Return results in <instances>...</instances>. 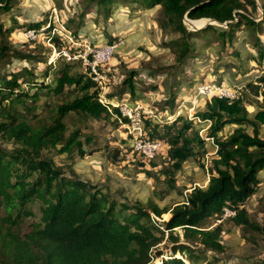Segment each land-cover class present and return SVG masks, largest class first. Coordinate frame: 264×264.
Returning a JSON list of instances; mask_svg holds the SVG:
<instances>
[{
	"label": "trees",
	"instance_id": "1",
	"mask_svg": "<svg viewBox=\"0 0 264 264\" xmlns=\"http://www.w3.org/2000/svg\"><path fill=\"white\" fill-rule=\"evenodd\" d=\"M113 1L86 0V8L97 7V12L104 9L107 20ZM123 1L134 10L160 7L161 30L171 29L181 35L175 43L170 42L176 46L178 64H185L198 53V47L190 41L195 32L188 31L185 17L226 23L227 29L209 25L198 32L215 28L224 37L230 33L227 40H233L234 33L244 29L253 38L259 59L264 58L261 39L264 0H260V5L256 0ZM17 2L0 0V61L3 69H11L0 75V137L12 145L11 148L0 146V264H155L156 260L158 264H196L200 260L205 264H228L217 256L225 251L222 222L226 208L235 211V216L229 219L243 231L245 238L251 234V241L256 242L260 237L264 242V223L253 220L245 206L259 192L264 172V139L260 137L264 126V76L245 85L234 99L212 97L197 112V118L211 122L207 137L213 139L217 157L207 169L208 185L193 186L182 202L170 206L161 207L156 198L164 199L174 190L182 194L177 174L187 161L205 158L206 140L200 136L194 121L183 115L164 124L145 117L147 137L161 141L167 152L165 156L160 154L164 156L162 162L155 161L159 155L150 161L135 156L130 176L145 174L153 187L159 183L165 186L154 187L146 202L133 201L121 192L99 188L77 174L67 175L45 156L46 151L59 146L60 153L76 151L82 157L92 154V150L85 149L79 131L67 135L64 119L70 113L100 118L118 115L119 110L114 108L112 114L108 106L99 102L101 89L90 68L88 73L73 74L77 61L82 59H70L58 67L61 50L55 62L48 64L50 55L28 53L9 40L18 21L12 19L7 27L1 16L11 12ZM260 15L262 18L256 20ZM43 21L39 26L29 22L26 28L41 31L50 43L59 46L61 39L52 33L53 25L48 27L44 17ZM108 38L114 43L109 33ZM63 47L70 52L74 50L73 56L78 54L77 47ZM88 57L92 59L91 55ZM15 61L31 66H15ZM38 63L44 64V71H37ZM49 72L55 73L50 83ZM138 75V71L128 70L117 95L129 92L134 99ZM67 88L78 90L80 95L54 106L56 117L51 124L33 114L42 96H61ZM174 99L169 98L166 103L172 111ZM248 104L257 108L254 115ZM227 125L234 126L232 131L220 135ZM121 153L122 149L115 147L108 159L116 162ZM201 166L206 169L204 164ZM34 207L39 212L38 222L24 234L21 227L27 219L36 216ZM164 214L171 215L169 220H163ZM218 220L221 222L215 224ZM162 243L165 250L160 249ZM208 252L213 255L208 257ZM246 264H264V257Z\"/></svg>",
	"mask_w": 264,
	"mask_h": 264
},
{
	"label": "rangeland",
	"instance_id": "2",
	"mask_svg": "<svg viewBox=\"0 0 264 264\" xmlns=\"http://www.w3.org/2000/svg\"><path fill=\"white\" fill-rule=\"evenodd\" d=\"M256 1L260 5V0ZM159 9L160 7L157 6L143 11L137 8L134 10L131 4L123 0H114L111 6V16L105 20V10L101 9L97 12V7L87 9L86 0H18L11 12L1 16V21L7 27L12 24V19L18 21V26L9 35V40L28 53L50 55L48 64L55 62L60 55L59 50L63 53L57 64L58 67L70 59H82V61H77L72 71L73 74L88 73V68H90L88 63H93L94 58L84 60L82 57H87L94 50L113 47L110 58L99 66L106 77L105 88L101 93L107 105V101H110L115 105L125 102L123 105L142 106L146 111V119H152L161 124L173 122L179 115L194 121L200 131V136L206 140L207 154L205 158L197 162L193 159L187 161L182 171L177 174V185L183 195L174 190L164 199L156 198L157 203L164 207L183 201L186 195L185 190L193 186L205 187L206 180L209 179L206 164L211 162L213 157H217V154L213 155V152H217V147L213 140L207 137L211 122H204L197 118V112L203 110L207 102L215 96L216 88L236 91V95L239 96L245 85L264 76V58L259 59L258 50L253 46V38L244 29L237 30L232 37L233 40H227L230 33L224 37L215 28L199 33L198 31L202 29L195 31L190 28L188 26L190 19L185 17L184 24L188 31L195 32L190 41L198 47V53L189 58V62L178 64L176 46L170 45V42L175 43L181 35L171 29L166 32L161 30L158 24ZM259 11L262 12L260 8ZM48 16H53L52 33L61 39L59 46L50 43L47 35H43L41 31L35 32V40L28 39V31L32 30L26 28L28 23L33 22L39 26L43 17L48 21ZM261 18L262 15L256 20ZM209 25L227 29L225 24L214 20H209L203 29ZM44 26L46 27L45 23ZM108 33L111 34L114 43H110ZM261 39L264 41V35ZM65 45L69 48L77 47L78 54L73 56L71 53L74 54V50L72 52L69 49L65 50L63 47ZM18 64L31 66L27 62H14L15 66ZM3 65L0 61V75H3L6 69H10V67L3 69ZM36 65L37 71L44 68L43 63ZM128 70L139 72L135 78L134 99L129 92L122 96L117 95ZM157 70L158 74L151 77L152 73ZM49 73L51 77L47 81L50 83L55 73ZM91 75L93 76L92 72ZM205 86L213 87V92L203 97L199 90ZM79 95L78 90L67 88L61 96L51 98L42 96L37 103L38 109L33 114L40 121L51 124L56 117L52 110L54 106L70 102ZM172 97L175 98L174 111L166 104ZM247 108L252 115L257 111V108L251 104H248ZM113 112L114 108L110 113L113 114ZM113 115L109 117L102 115L96 118L77 112L70 113L64 119L68 130L67 135L79 131V137L85 149L92 150V154L82 157L76 151L72 154L60 153L61 146H59L58 149L46 151L45 156L50 157L55 165L67 175L77 174L99 188H108L117 194L121 192L125 196L129 194L132 200L136 198L146 200L147 197L153 195L151 188L146 189L151 180L145 174L130 176L134 171V157L137 156L132 146L134 138L129 133L124 120L118 119L116 113ZM233 127L225 126L220 135L231 132ZM248 131L251 133V128H248ZM260 137L264 139V126L261 128ZM0 146L12 147L2 137H0ZM115 147L122 149L120 159L116 162L108 159V154ZM165 150L167 152V147ZM163 155L165 156L166 153ZM164 156L159 155L155 161L162 162L161 159ZM201 164H204L206 169H203ZM201 173L206 175V179ZM137 178L143 179L141 181L144 182L140 184L135 182ZM261 181L259 192L245 205L252 219L258 223H264V172ZM143 185L146 190L142 189ZM164 186L159 183L154 187L163 189ZM34 210L36 216L27 219L21 227V232L24 234L30 231L33 223L38 222L37 207H34ZM167 217L162 218L164 220ZM220 222L218 220L215 224ZM222 226L224 229L222 244L225 251L217 255L219 258L228 264L239 262L246 264L247 261L264 257V242L260 237L256 239V242L250 240L251 234L245 238L243 231L229 218L223 219ZM164 244H161V250H165ZM211 255H213L212 252L207 253L208 257ZM157 262L158 260L155 264H158ZM196 264L205 263L200 260Z\"/></svg>",
	"mask_w": 264,
	"mask_h": 264
},
{
	"label": "built area",
	"instance_id": "3",
	"mask_svg": "<svg viewBox=\"0 0 264 264\" xmlns=\"http://www.w3.org/2000/svg\"><path fill=\"white\" fill-rule=\"evenodd\" d=\"M52 17L53 16H48V21H47L48 27L53 24ZM27 36L28 39L31 40L36 39V34L34 30H29ZM112 53H113V47H108L106 49L101 48L98 49L97 51L95 50L91 51L90 53L92 54L94 61L93 63H88V65L90 66L91 72L93 73V79L97 83L101 91H104L106 77L104 73L101 72V70H99V66L107 62V60L110 58ZM89 55H87V57H82V58L84 60L85 59L89 60L88 57ZM216 90H215L216 91L215 96L220 98L224 97V98L234 99L237 96L236 91L233 92V91H229L228 89H219V88H216ZM199 92L201 96L206 97L211 92H213V87L210 86L202 87L199 90ZM103 97L104 95L101 93L99 96V102L108 106L110 112H112V108H116L119 110L118 119L122 118L124 120V123L126 124L129 133L133 135L134 138L133 149L134 152H136L141 159L145 161H150L155 159L160 154H165L166 146L161 141L149 139L144 131L146 111L142 106L138 105L139 107H136L137 105L135 106H130L128 104L123 105V103L125 102H122L121 105L120 104L115 105L110 101H107L108 102L107 105V103H105L106 101L104 100L105 97L104 98ZM209 167H210V162H207L206 168L208 169ZM235 214H236L235 211L226 208L224 209L223 219L234 217Z\"/></svg>",
	"mask_w": 264,
	"mask_h": 264
},
{
	"label": "crops",
	"instance_id": "4",
	"mask_svg": "<svg viewBox=\"0 0 264 264\" xmlns=\"http://www.w3.org/2000/svg\"><path fill=\"white\" fill-rule=\"evenodd\" d=\"M133 146V145H132ZM206 147H207V145H206ZM209 148V147H208ZM208 150V149H207ZM213 155H216V152H213ZM216 158V157H215ZM213 159H214V157H213ZM201 174H203V173H201ZM140 175H142V174H140ZM203 177H204V179H206V175L205 174H203ZM209 179H210V177H209ZM209 179L208 180H206V184L208 185V183H209ZM141 180H143V179H139V178H137V179H135V182H138L139 184L141 183V182H144V181H141ZM150 184V185H149ZM149 184H147V187H146V189L147 190H149V188H151V190H153L154 191V187H153V183H152V181H150V183ZM206 185V186H207ZM205 186V187H206ZM145 186L143 185L142 186V189L144 188ZM145 189V188H144ZM145 189V190H146ZM153 191H152V194H153ZM191 191V189H187V190H185V193H187V192H190ZM150 195V194H149ZM183 195V194H182ZM152 195H150L149 196V198L151 197ZM127 197L129 198V199H131V195H127ZM148 197L146 198V200L144 199V198H139L138 200H141V201H143V202H146L148 199H149ZM135 200H137V198L135 199ZM135 200H133V201H135ZM179 202H182V201H179ZM164 217L165 216H168L166 219H164V220H169V218H170V214H164L163 215Z\"/></svg>",
	"mask_w": 264,
	"mask_h": 264
},
{
	"label": "bare ground",
	"instance_id": "5",
	"mask_svg": "<svg viewBox=\"0 0 264 264\" xmlns=\"http://www.w3.org/2000/svg\"><path fill=\"white\" fill-rule=\"evenodd\" d=\"M208 21H209L208 19L192 20V21L189 20L188 26L193 29L194 28L201 29L207 24Z\"/></svg>",
	"mask_w": 264,
	"mask_h": 264
},
{
	"label": "water",
	"instance_id": "6",
	"mask_svg": "<svg viewBox=\"0 0 264 264\" xmlns=\"http://www.w3.org/2000/svg\"><path fill=\"white\" fill-rule=\"evenodd\" d=\"M208 20H211V19H208ZM190 21H192V20H190ZM215 21V20H214ZM217 22V21H216ZM219 23V22H218ZM225 25L227 26V24L225 23ZM201 29H203V28H201ZM194 30L196 31V30H200V29H197V28H194Z\"/></svg>",
	"mask_w": 264,
	"mask_h": 264
}]
</instances>
